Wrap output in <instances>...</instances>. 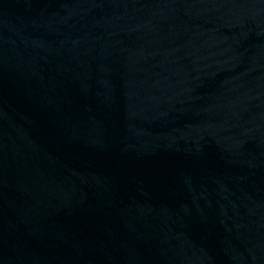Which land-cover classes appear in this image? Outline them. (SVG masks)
Instances as JSON below:
<instances>
[{"label": "water", "instance_id": "obj_1", "mask_svg": "<svg viewBox=\"0 0 264 264\" xmlns=\"http://www.w3.org/2000/svg\"><path fill=\"white\" fill-rule=\"evenodd\" d=\"M0 264H264V0H0Z\"/></svg>", "mask_w": 264, "mask_h": 264}]
</instances>
